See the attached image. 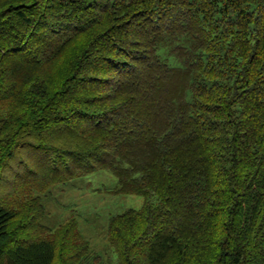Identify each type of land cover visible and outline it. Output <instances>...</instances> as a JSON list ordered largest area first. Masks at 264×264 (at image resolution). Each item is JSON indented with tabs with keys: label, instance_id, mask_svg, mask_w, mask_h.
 <instances>
[{
	"label": "trees",
	"instance_id": "trees-1",
	"mask_svg": "<svg viewBox=\"0 0 264 264\" xmlns=\"http://www.w3.org/2000/svg\"><path fill=\"white\" fill-rule=\"evenodd\" d=\"M142 196L110 254L46 198ZM264 264V0H0V264Z\"/></svg>",
	"mask_w": 264,
	"mask_h": 264
},
{
	"label": "rangeland",
	"instance_id": "rangeland-1",
	"mask_svg": "<svg viewBox=\"0 0 264 264\" xmlns=\"http://www.w3.org/2000/svg\"><path fill=\"white\" fill-rule=\"evenodd\" d=\"M116 182L113 174L100 170L73 183L55 186L46 198L47 220L62 222L74 214L90 246L110 254L105 234L107 219L112 214L126 208H139L144 203L142 196L109 193L108 189ZM112 264H116L113 255Z\"/></svg>",
	"mask_w": 264,
	"mask_h": 264
}]
</instances>
